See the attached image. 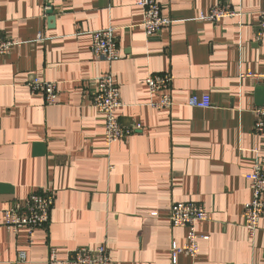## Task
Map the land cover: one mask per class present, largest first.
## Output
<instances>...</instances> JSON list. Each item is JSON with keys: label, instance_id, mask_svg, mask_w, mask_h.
<instances>
[{"label": "crops", "instance_id": "0c3cea01", "mask_svg": "<svg viewBox=\"0 0 264 264\" xmlns=\"http://www.w3.org/2000/svg\"><path fill=\"white\" fill-rule=\"evenodd\" d=\"M157 2L171 23L147 38L134 0H0V37L20 41L0 56V264H51L52 249L55 264H66L71 250L102 244L112 264H264V218L253 238L243 226L264 83L239 78L264 72V34L256 41L264 0ZM218 4L240 17L200 18ZM105 28L117 41L113 62L90 51L92 32ZM105 74L120 92L117 118L133 130L110 145L91 104ZM149 74L171 76L170 108L149 105L159 99ZM33 76L56 82L55 104L30 92ZM192 94L211 106L188 105ZM46 188L44 228L14 234L2 225L6 208ZM185 201L205 209L196 231L206 239L195 257L173 261L171 244H183L186 230L170 225L168 210Z\"/></svg>", "mask_w": 264, "mask_h": 264}, {"label": "built area", "instance_id": "2783aa9c", "mask_svg": "<svg viewBox=\"0 0 264 264\" xmlns=\"http://www.w3.org/2000/svg\"><path fill=\"white\" fill-rule=\"evenodd\" d=\"M143 10L142 28L147 38L157 36L171 23V19L161 14V7L157 0H134ZM45 9L49 10L48 3ZM238 10L227 5L218 4L211 7L206 13H201L200 18L214 22L220 18L240 17ZM264 34V10L258 13L256 41H261ZM20 43L14 38L0 37V56L9 54L11 49ZM90 51L96 58L113 62L119 58V50L113 28L93 31L91 34ZM253 77L264 83L263 73L239 74V78ZM145 84L150 94L157 95V101H150L149 105L155 108H170L174 102L169 91L171 76L168 74H149ZM97 89L92 96V106L104 118L103 140L106 145L128 138L133 130L123 126L117 118V109L121 106L120 92L110 74L96 78ZM27 88L32 94L40 93L46 105L57 102L58 88L56 82L41 80L33 76L28 79ZM188 105L197 108L211 106L209 98L204 95L198 97L192 94ZM256 119L253 132L261 138L260 148L256 149V156L250 170L245 174V179L251 191V198L243 206V226L253 238L259 227L261 218H264V103L255 108ZM53 206V194L48 188L31 192L23 203L15 202L3 211V226L10 232L16 233L20 228H25L29 235L35 230L44 228L49 222L50 210ZM169 222L174 228H185L186 234L183 244H171V259L174 261L177 254L195 257L198 252L199 240L206 236H199L196 225L207 220V213L203 206L194 201L174 203L169 208ZM19 261H24L25 253L20 251ZM49 261L51 264L59 262L52 249ZM66 264H112L106 245L95 248L79 247L71 250Z\"/></svg>", "mask_w": 264, "mask_h": 264}, {"label": "water", "instance_id": "95a60500", "mask_svg": "<svg viewBox=\"0 0 264 264\" xmlns=\"http://www.w3.org/2000/svg\"><path fill=\"white\" fill-rule=\"evenodd\" d=\"M47 13L49 14V20H54V17H53V9L50 8Z\"/></svg>", "mask_w": 264, "mask_h": 264}]
</instances>
